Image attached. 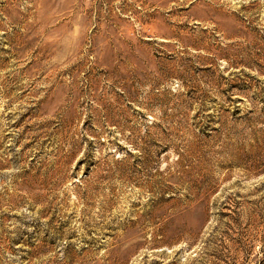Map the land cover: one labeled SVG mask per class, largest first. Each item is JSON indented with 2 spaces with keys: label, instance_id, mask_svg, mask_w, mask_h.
<instances>
[{
  "label": "rangeland",
  "instance_id": "rangeland-1",
  "mask_svg": "<svg viewBox=\"0 0 264 264\" xmlns=\"http://www.w3.org/2000/svg\"><path fill=\"white\" fill-rule=\"evenodd\" d=\"M0 264H264V0H0Z\"/></svg>",
  "mask_w": 264,
  "mask_h": 264
}]
</instances>
